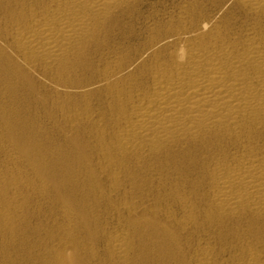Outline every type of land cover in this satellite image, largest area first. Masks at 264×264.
<instances>
[{
	"label": "bare ground",
	"instance_id": "bare-ground-1",
	"mask_svg": "<svg viewBox=\"0 0 264 264\" xmlns=\"http://www.w3.org/2000/svg\"><path fill=\"white\" fill-rule=\"evenodd\" d=\"M139 1L0 0V12L5 9L0 18V129L4 131L0 146L8 141L18 147L8 135L26 119L16 102L33 99L35 105L44 107L50 96V109L63 119L80 155L85 143L92 146V156L99 161L95 174L108 178L109 194L129 185L122 187L120 196L132 191L137 195L143 189L144 174L153 170L152 177L157 178L161 191L156 192L167 204L165 210H152L153 216L162 215L164 221L152 215L133 217L142 204L120 200L114 208L125 210V219L117 222L124 227L98 230L92 210L102 204L109 206L111 199L99 195L98 190L104 191L95 174L83 166L85 156L75 158L82 164L77 177L82 171L90 172L91 183L88 181L87 190L82 191L74 177L66 174L60 188L68 183L70 192L64 194V187L60 195L48 180L53 183L48 192L51 196L55 193L56 207H61L68 222L65 227H74L66 235L53 237L52 243H58L59 249L52 248L44 264H264V0H224L225 4L237 2L239 9L255 18V29L249 23L254 31L250 28L244 37L234 26L235 34L213 25L211 19L195 24L199 17L194 16V21L192 15L196 11L192 17L188 12L194 8L187 6V12H182L180 6L176 24L171 20L167 28L164 22L165 32L158 25L161 28L152 37L148 33L144 56L127 62L116 54L112 61L102 58L103 67L97 64L95 68L92 61L96 58L92 60L87 51L91 46L95 51L101 35L114 30L111 28L123 12ZM33 75L35 81L36 76L47 85H42L43 91H36ZM84 75H91L94 81L84 84ZM93 97L102 110L94 109ZM80 132L86 135L85 143L74 137ZM22 136L32 143V136ZM34 148L29 145L19 153L39 178H53L59 166L72 160L70 152L57 156L52 149L51 160L45 164L40 149ZM198 150L208 160L211 156L218 159L213 157L215 162L212 158V165L205 166V159L196 157ZM178 158H190L203 166L197 167L201 169L199 179L192 186L189 181L188 188L183 179L166 183L167 172L181 171L178 168L182 165L177 168L173 163ZM50 168L54 173L48 172ZM12 176L0 174V233L13 231L14 235L17 224L23 221L20 210L26 202L19 200V179ZM12 188L16 193L10 197Z\"/></svg>",
	"mask_w": 264,
	"mask_h": 264
},
{
	"label": "rangeland",
	"instance_id": "rangeland-1",
	"mask_svg": "<svg viewBox=\"0 0 264 264\" xmlns=\"http://www.w3.org/2000/svg\"><path fill=\"white\" fill-rule=\"evenodd\" d=\"M192 1L193 0H191V3H189L190 0H188V1L187 0L186 1H184V0H145V2H144V0H142V1L140 0L137 3L141 4V2H142L143 5L142 4L139 5V4L135 3L133 5L134 6L133 9H131L132 7L127 9L131 13H129V11L125 10L124 12H126V13L123 12L122 18L118 20L117 24L113 25L114 28L112 26L111 29H114V30L116 29L117 31H114V30L111 31L110 30L108 32L109 35L106 34L109 37H107L106 35H104L105 33H103L100 37L102 40L99 38L101 40V41H99V43L100 42L101 43L97 44V47H95L97 49H95V51H94L92 46L89 48L90 51H87V52H89V56H91V59L96 58L95 60L92 59L93 60L92 65L93 66L95 65L94 67L98 68L100 65H102L104 63V62H102L103 59H105V61H112L116 57V54H118L117 57H119V58L122 57L124 59V57H125V60H127V59L129 60L132 58V60H129V61L127 60V62L136 61V60H133L134 57H135L134 59H137V56H138V59H139V57L144 56L143 54H145L147 47H148L147 46L148 43H146V42L150 41V36L152 37V35L155 34V30L157 31L158 29L161 28L160 26H162V28H163V30H162V28L160 30L165 32L167 30V28H169L168 23H171V20H172V23L176 24V20H177L176 18L179 17L178 15H180V14L177 15V13H180L182 8H183L182 12H187L188 7H190L189 10H191V8L192 9L194 8L193 12H192V10L188 11L189 13L191 12L190 14L189 13L188 14L190 17H192V16L193 17L194 16L199 17L198 19H197V17H194V21L197 19L194 22L195 24H197L201 20H205V18H207L206 20L211 19V20H213V25H217V26L220 25L219 27H222L224 29L227 28L228 30H232V32L234 34H235V31L238 30L236 33L240 32L239 36H241V34H242V37L248 35L247 33H249L252 30L254 31V29H255V27H254L255 18L250 16L251 14L246 13L245 10H243L241 8L239 9L237 2H235V1H229L228 3L226 1V4H225V1L222 0L220 2V4L219 3L217 4L216 3L217 0L215 1V3H214V0L213 1L207 0L208 2H206V0H200V1L194 0L193 1L194 7L192 6ZM218 1H220V0H218ZM222 2L225 5L222 6L221 5ZM194 3H196V4H194ZM215 4H217V5H215ZM184 5H186V7ZM218 5L219 6L221 5V6L219 7ZM180 6H182V8ZM179 7H180V9H179ZM203 7L205 8V10ZM201 8H203V9H201ZM134 9H136V10H134ZM198 9H199V11H198ZM131 10H133V11H131ZM201 10L203 12H200ZM1 11L5 12V9L1 10ZM2 12H0V14H1L0 18L2 17V14L4 13V12L3 13ZM127 13H129V14H127ZM192 13L195 15L191 16ZM201 13H203V14H201ZM244 13H245V16H244ZM204 15H206V16H204ZM233 16H235V17H233ZM237 16H238V18H237ZM172 17L175 21L172 19ZM200 17H201V19H200ZM251 17L253 19H251ZM222 18H223V21L221 22L220 20H222ZM214 19H215V21H214ZM217 19L218 20L220 19V20L218 21ZM230 19H233V20H230ZM251 20H252V23L250 22ZM164 22L166 23V25L168 27L165 25ZM219 22L221 24H219ZM224 22L226 24L228 23L229 27H228V25L226 27V24ZM121 23H123V24H121ZM249 23L253 25L254 29L252 28V25H250ZM0 24H1V22H0ZM118 24H119V29H118ZM244 24H246V25H244ZM156 25L157 26L160 25V26H158L159 28ZM247 25L248 26L250 25V26L248 27ZM2 26H3V24H2ZM154 26H155V28H154ZM194 26H197V25H194ZM231 26H232V28L230 29ZM233 26H234V29H236V30L233 29ZM240 26H242V27L244 26L245 28L243 27V29H242V27H240ZM123 27H125L127 29H125ZM129 28H132V29H129ZM238 28H240V29H238ZM247 28H249V29H247ZM130 30H132V31H130ZM242 30H244V32H242ZM128 31H129V34L127 33ZM152 31H154V33ZM110 33H111V36H110ZM132 33H133V35H132ZM148 33H150V36ZM236 35H238V34H236ZM126 36H128V37H126ZM104 37L108 40L104 39ZM148 38H149V40H148ZM109 39H110V41H109ZM102 41H108L109 43L106 42L104 44V42H102ZM102 44L108 48H105V46H102ZM98 45H100V47H98ZM0 46L2 47V45H0ZM143 47H146V48H143ZM102 48L104 50H101ZM116 49H117V51H116ZM142 49L143 50L146 49V50H144L145 52H143ZM97 50L99 51L100 54L96 52ZM139 52L140 53L142 52V54H139ZM119 55H121V57ZM126 56H127V58H126ZM145 57H146V55H145ZM97 64H98V67H97ZM100 67H103V66H100ZM32 78H33L32 80L34 81L33 85H35L34 87L36 88V91L37 90L43 91L42 85L43 86H47V85H45V83L43 81H41V79L37 78L36 76H35V79H36V81H35L34 75ZM81 78H82V81H84V84H86L89 81L90 82L94 81V79L91 78V75H90V77L87 75H84ZM35 82H36V84H35ZM36 85H37V87H36ZM40 88H42V89L40 90ZM93 99H92V103H93L92 106L97 105L94 107V109L97 111L102 110L103 108L100 105L101 103L99 104L98 101H95V99H96L95 97H93ZM93 101L95 102V104ZM34 105H35V101L33 99H26V100H23V102H16L15 103V107L18 109V112H20L21 115L26 117L25 123L23 124V126L19 127V129L12 131L11 133L8 134L10 137H12L15 140V142L18 144V147H15V145L12 146L8 141L1 142V146H0V174L3 175V177L4 176L13 177L12 175H14L15 179L16 178L19 179L18 180V187H17L18 190H20L19 192L21 193V197L19 198V200L21 201L23 199V202L24 203L26 202L24 204L25 206H23V204H22L21 208H23V209L20 210V213L22 214L21 217L24 215V218H22L23 221H21V223L17 224V228L14 230V235H13V231L10 234H8L9 232H4V231L0 233V264H44V263H46V261H47L46 259H48L50 251H52V248H54L53 249L54 251L59 249L58 243H52L53 237H55L59 234H65L66 235V233L68 234L71 231H73V227H74V224L71 225L73 227H71V226L70 227L66 226L67 228L65 227V224H68V222H66L63 218V211H61V207L59 205L56 207V201L54 200L55 193L52 194L53 196H51V194L48 192L47 188H49V187L52 188L53 183H54L55 191H57L60 195L62 194V189L64 187L65 188L63 189V192L65 191L66 193H69L70 192V188H69L70 186L68 183H64L65 186L62 189L60 188V185L65 180V175L69 174L71 177H74L73 179L76 183L78 182L77 184L81 186V190L86 191L87 190L86 183L88 181H89V183H91V181L88 179L90 176L92 177L90 172H93L95 174V172H97L99 170L98 169L99 168V166H98L99 161H97V158L95 156H92L95 152H94L91 145H88L85 143L86 135L83 132L78 133V135L74 136V137H76L78 140L84 141V143H85L84 149L83 148L80 149V151L83 152L84 154L80 155V153L77 150V147L75 145H72L74 143L71 141V140H73V139H71L73 136L70 135L69 132H67V126L63 122V119L60 118V115L55 111L54 108L50 109L52 106V98L50 96L47 97L46 105L44 107H43V105L41 107H38L37 105L34 106ZM98 106H99V109H98ZM33 107L35 108V110H33ZM26 115H28V116H26ZM2 134H4V131L0 129V135H2ZM23 134H28V135L32 136V143L31 144H29L26 137L22 136ZM18 136L20 137V140L18 139ZM29 145L35 147L34 148L35 151H38L40 149V152L42 154V161L45 164L50 162V160H51V154L49 152L52 149H53L52 150L53 153H55L57 156L62 155L63 154L62 151L64 152V154H66L65 151H67V154H69L68 152H70L71 154H69V155H72V160H71L70 164L67 166H59L58 169L56 170V173L53 172L54 169L50 168V170L48 172L54 173L52 175L53 178H49V179L43 178V177L39 178V176L35 172L32 171L33 169H31V167L28 164H26L25 159H21L22 157H21V154L19 153V149L29 147ZM69 148H71V150ZM223 148L224 149L226 148V151L228 150L227 147H223ZM2 149H3V151H2ZM230 149L231 148H229V150ZM68 150H70V151H68ZM200 154H201V156H200ZM82 155H84L85 159H86V160L84 159L85 161L82 160L83 161L82 164L84 163L83 166L86 165V167H88L87 170L88 171L90 170V172H88V171L87 172L90 175L86 174L85 171L81 170L82 172H81L80 176L77 177L78 176L77 175L78 174L77 168H79V166L82 167V164L76 162L75 158L78 159V157H81ZM197 155L199 157H201L202 160H204V159H205V161L207 160L206 161L207 163L205 161H203V162H204V165L208 166V167L211 166L212 163L215 162L214 158L215 159L217 158L216 156H213L214 158L211 156V157H209V160H208L207 156H203V151H201V150L197 151L196 157L198 158ZM91 157H92V159H91ZM212 158H213V161H212ZM87 159L89 162L87 161ZM192 159H196V158L192 157ZM13 161H14V163H13ZM211 161H212V163H211ZM188 162H190L191 164ZM173 163L176 165L177 168L180 167V165H182L181 168H178L181 171L175 172V173L174 172L173 173L167 172L168 174L170 173V175H168L170 178H168V176H167V178H166L167 182L166 183L169 184V182H172L173 184H175L177 181H179V180L181 181L183 179L182 181L184 182V184H186V183L188 184L187 185V188H188V187L194 185L198 181L199 174L201 172L200 168H198L200 170L199 172L197 169V167L201 166V165H199V163L198 164L193 163L192 161H190V158L187 160L186 159L181 160L180 158H178L176 161L174 160ZM89 165H90V168L92 167L91 169L89 168ZM186 166H187V169H186ZM189 166H191L193 171H194V169L196 171L193 172ZM188 167H189V169H188ZM201 167H203V166H201ZM184 168L186 169V171ZM79 172H80V168H79ZM195 172H198V173H195ZM176 173L178 175L180 173L181 174V175H179L180 177L176 176ZM152 174H154L153 170H152V173H150V171H148V173L146 172V174H144L143 179L144 178H146V179L143 180L144 182L142 181L144 185H143V189L141 192H139L136 195L134 193V191H132L130 193V195L128 193L127 196H120V195H122L123 189L124 188L127 189V187L129 185L125 186V187H124V185H122L118 189L119 191H115V193L113 192V194H109V193H111V191L109 192V190H111V187H109V186H111V185H109V181L107 180L108 178H106V176L105 177L104 176L98 177L97 173L95 174L94 179L95 180L97 179L96 182L99 183L100 187L102 188V191H104V194H103L100 192V190H98L99 195L103 196V197L107 195L106 198H110L112 200V201L110 200L109 206L102 204L100 206L96 207V205H95L93 207V208H95V207L96 208L92 210L93 215H91V218L95 219V224L97 225L98 230H105L108 232L113 227H116V228H119V227L123 228L124 227V226L119 225L117 222L125 219L126 214H123L125 212V210H122V208H120V211L118 212L114 208L115 206L119 205L120 200L125 201V202L130 201L131 204L135 205V206H139L140 204H142V207H139L135 211V213L132 214L133 217L141 216L140 218H142V219L150 218L152 215L153 209L158 211V212L167 209V204L162 201L163 195L156 192L160 188L158 189V186H157L158 185L157 184L158 183L157 178L155 176L152 177ZM147 175L151 176L150 177L151 181H148L150 179H148ZM173 175H175L174 176L175 179L172 178ZM96 176H97V178H96ZM181 176H183V177H181ZM193 176H195V177H193ZM177 177L181 178V179H178ZM185 177L189 180L186 181L187 179ZM160 179H163V177H161ZM170 179H171V181H168ZM192 179H193V181H192ZM20 180H22V181H20ZM48 180L53 181V183L49 184ZM24 181H27V182L25 183ZM138 181L136 180L137 183H140L141 180L138 179ZM189 181L191 182V184L189 183ZM28 182H29V184H32V186H28L29 185ZM20 183L22 185V188L19 187V186H21ZM40 183H41L42 187L40 186ZM149 183H150V185H149ZM151 183H152V185H151ZM189 184H190V186H189ZM145 186H146V188H145ZM169 186L170 185H168V190H169ZM39 187H41V188H39ZM122 187H124V188H122ZM201 188H200V190H202ZM120 189H121V191H120ZM10 192H11L9 194V195H11L10 197H13L14 194L16 193L15 188H12V190ZM65 192H64V194H65ZM159 192H161V191L159 190ZM134 198L135 199L137 198V199L135 200ZM142 199H144V200L142 201ZM139 200H141V201H139ZM136 201L140 202V204L136 203ZM160 204L162 205L161 207L159 206ZM149 209H151V210L149 211ZM145 210H146V213H145ZM23 212H24V214H23ZM154 217H157V218L160 217V218H158L159 220L165 219L162 215H160V216H153L152 215L151 218H154ZM162 223H164V222H162ZM22 227H23V229H22ZM112 230H114V229H112ZM7 243H9V244H7ZM5 244H6V246H5ZM10 244L12 246H8ZM67 248H68V245H67ZM67 254H71V252L69 251V252H67Z\"/></svg>",
	"mask_w": 264,
	"mask_h": 264
}]
</instances>
